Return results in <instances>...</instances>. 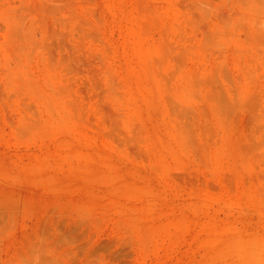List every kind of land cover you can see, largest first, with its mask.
<instances>
[{
    "label": "rangeland",
    "instance_id": "1",
    "mask_svg": "<svg viewBox=\"0 0 264 264\" xmlns=\"http://www.w3.org/2000/svg\"><path fill=\"white\" fill-rule=\"evenodd\" d=\"M0 264H264V0H0Z\"/></svg>",
    "mask_w": 264,
    "mask_h": 264
}]
</instances>
